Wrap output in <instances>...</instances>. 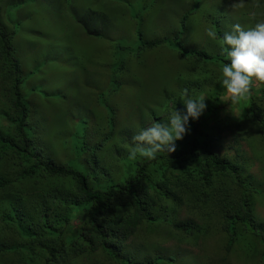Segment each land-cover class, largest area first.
Returning <instances> with one entry per match:
<instances>
[{
    "label": "trees",
    "instance_id": "obj_1",
    "mask_svg": "<svg viewBox=\"0 0 264 264\" xmlns=\"http://www.w3.org/2000/svg\"><path fill=\"white\" fill-rule=\"evenodd\" d=\"M106 13L103 20L109 17ZM181 33L155 41L137 33L118 52V61L124 64L165 44L186 59L193 58L197 73L181 83L185 94L204 99L205 110L198 120L189 121L173 153L161 152L152 159L138 154L134 159L136 144L130 138L128 148L116 158L120 170L112 174L101 164V139L89 137L88 118L82 115L70 126L72 159L58 162L42 147L21 90L22 69L12 44L17 32H8L0 19V67L4 66L3 78L10 88L3 84L8 93L2 95L0 80V264H84L88 256H93L94 264H213L214 255L219 256L215 264H227L230 253L238 261L246 258L264 264V216L258 211L264 189L246 176L243 161L218 150L223 147L221 132L240 131L243 121H250L264 135V82H253L247 108L239 116H220L221 104L235 105L230 98L222 99L226 90L219 83L228 58L206 49H186ZM117 89L118 82L112 80L106 96L98 100L109 112L111 133L114 114L105 99ZM176 95L159 109H151L148 120L166 123L175 111L184 114L185 106ZM46 122L42 119V124ZM180 211L190 218L181 219ZM8 228L16 236H5ZM164 231L171 233L166 240L177 241L180 248L164 245ZM141 232L147 234V244L157 248L153 255L130 252ZM217 237L220 249L210 247V253L208 247H201ZM258 246L260 257L254 255Z\"/></svg>",
    "mask_w": 264,
    "mask_h": 264
},
{
    "label": "rangeland",
    "instance_id": "obj_2",
    "mask_svg": "<svg viewBox=\"0 0 264 264\" xmlns=\"http://www.w3.org/2000/svg\"><path fill=\"white\" fill-rule=\"evenodd\" d=\"M1 7V25L8 32L15 25L20 26L13 43L14 53L22 65L23 94L30 105L31 124L37 126L42 137V147L58 162L72 159L69 134L77 115H82L88 118L89 137L98 135L101 139V164L112 174L120 170L116 158L119 151L128 148L127 141L154 123L148 120L150 110L166 105L173 93L177 94L175 99H181L185 95L181 81L197 73L193 58L186 59L167 44L132 56L124 64L118 61L121 48L128 47L137 33L147 41H155L172 39L182 32L180 41L186 49H206L225 56L221 50L225 32H230L234 25L247 30L264 22V0H2ZM104 11L110 16L105 20ZM190 12L193 14L187 16ZM184 16L187 19L182 28ZM7 17L11 18L10 23ZM82 22L91 30L97 29V37L88 33ZM209 31H215V39L208 36ZM118 62L120 67L116 69ZM112 69L118 72L113 74ZM0 80L5 95L8 92L3 84L8 85L1 67ZM112 80L118 82L119 89L105 99L114 114L111 133L109 112L99 98L106 96ZM58 94L60 98H55ZM222 99H229L228 94ZM246 102L247 98L232 108L221 104L220 116H239V111L247 108ZM42 119L47 122L42 124ZM240 128L232 133L221 132L223 147L218 150L221 155L243 161L246 176L264 189V135L250 121H243ZM258 211L264 216V203L258 205ZM179 213L181 219L190 218L184 211ZM256 218L262 222L258 215ZM139 234L130 252L153 255L157 248L147 244L145 232ZM4 235L16 236L9 228ZM169 235V231L161 233L164 245L180 248L177 241L166 240ZM213 239L207 244L203 242L201 247H208L210 253V247L220 249V238ZM256 249L254 255L260 257L261 248ZM230 254V259L225 260L227 264H252L246 258L238 261ZM92 257H86L84 264H94ZM218 258L213 256V264Z\"/></svg>",
    "mask_w": 264,
    "mask_h": 264
},
{
    "label": "clouds",
    "instance_id": "obj_3",
    "mask_svg": "<svg viewBox=\"0 0 264 264\" xmlns=\"http://www.w3.org/2000/svg\"><path fill=\"white\" fill-rule=\"evenodd\" d=\"M86 26L88 25L84 26L87 31ZM19 27L12 30V34L17 32ZM91 33L96 37L99 34L97 29L91 30ZM207 34L212 39L216 38L215 31H209ZM16 37L17 34L14 39ZM221 50L222 54L227 56L228 62L222 66L219 83L226 90L231 103H240L247 98L253 82H264V22H258L247 30L240 25H234L230 32L224 33ZM17 60L20 62L18 58ZM21 90L23 92V85ZM181 100L186 109L184 114L175 111L166 123H153L132 137L133 143L136 144L133 156L139 154L152 159L158 153L169 154L176 151V141L183 139L188 131L189 121L198 120L206 107L204 99H194L187 94L182 96Z\"/></svg>",
    "mask_w": 264,
    "mask_h": 264
}]
</instances>
